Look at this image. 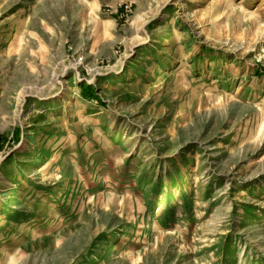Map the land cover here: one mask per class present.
I'll list each match as a JSON object with an SVG mask.
<instances>
[{
	"label": "rangeland",
	"instance_id": "obj_1",
	"mask_svg": "<svg viewBox=\"0 0 264 264\" xmlns=\"http://www.w3.org/2000/svg\"><path fill=\"white\" fill-rule=\"evenodd\" d=\"M0 264H264V0H0Z\"/></svg>",
	"mask_w": 264,
	"mask_h": 264
}]
</instances>
